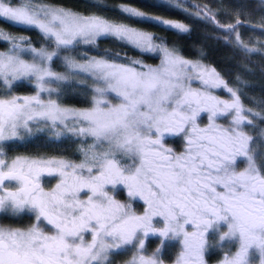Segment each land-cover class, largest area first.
Segmentation results:
<instances>
[{
	"label": "snow or ice",
	"instance_id": "snow-or-ice-1",
	"mask_svg": "<svg viewBox=\"0 0 264 264\" xmlns=\"http://www.w3.org/2000/svg\"><path fill=\"white\" fill-rule=\"evenodd\" d=\"M163 5L192 14L178 0L153 6ZM118 8L126 19L0 0V20L36 29L44 41L36 47L0 30L9 44L0 50V217L27 213L33 221L0 224V264H114L121 253L131 254L127 264H166L161 252L172 241L179 244L174 264H207L213 248L224 253L220 264H264V163H257L264 156L255 155L249 134L264 121V107L246 109L240 88L146 27L187 34L188 25L128 3ZM195 15L210 19V10L197 6ZM105 39L159 63L123 50L93 52ZM236 42L243 47L239 36ZM20 82L34 94H14ZM75 91L90 98L88 106L63 103ZM38 135L72 140L82 158L7 155L11 142ZM170 136L182 139V151L167 145ZM45 177L57 182L48 188ZM149 237L160 238L151 253Z\"/></svg>",
	"mask_w": 264,
	"mask_h": 264
},
{
	"label": "trees",
	"instance_id": "trees-1",
	"mask_svg": "<svg viewBox=\"0 0 264 264\" xmlns=\"http://www.w3.org/2000/svg\"><path fill=\"white\" fill-rule=\"evenodd\" d=\"M41 2V0H37ZM53 6L71 9L75 12L88 15L98 14L110 19L124 20L126 17L119 11L121 3H128L142 8L150 14L162 18L183 22L189 26L190 32L180 34L163 26H146L148 30L159 36L169 46L175 48L184 57L200 60L209 67H214L225 82L235 88H240L241 102L246 109L260 111L264 103V0H178L190 5L191 15L177 10L169 5L153 6L158 0H42ZM194 5H200L210 10L215 21L223 27L235 25L237 36L243 47L232 40L226 39L224 33L207 19H198ZM214 14V15H213ZM0 30L16 37H24L33 46L40 47L44 41L42 34L36 29H22L19 26L0 20ZM7 41L0 40V50H6ZM125 51L129 56L143 59L147 64L157 65L159 57L153 54H140L130 47H123L110 39L103 40L98 49L101 55L104 50ZM247 49H253L248 52ZM57 71H63L61 65L54 64ZM239 77V79H237ZM241 81H244L241 84ZM34 87L25 82L14 86L16 95H32ZM89 97L83 92L65 93L63 103L69 107L84 108L88 106ZM256 125L264 129V121L257 120ZM256 128L252 134L256 135L259 157L264 156V144H260ZM79 145L72 140L62 139L55 141L44 135H38L27 141L11 142L6 149L10 157H63L77 162L82 158L78 151ZM264 163V160H260ZM260 163V164H261ZM30 217H3L2 222L11 227L25 228L30 224ZM221 252L217 251L207 257L209 262L220 260ZM164 255L166 261H170ZM115 264V263H114Z\"/></svg>",
	"mask_w": 264,
	"mask_h": 264
},
{
	"label": "flooded vegetation",
	"instance_id": "flooded-vegetation-1",
	"mask_svg": "<svg viewBox=\"0 0 264 264\" xmlns=\"http://www.w3.org/2000/svg\"><path fill=\"white\" fill-rule=\"evenodd\" d=\"M217 94L220 95V97L222 99H229L230 98V96L228 94H226L225 92H222L221 90L217 91ZM221 122H224V121L222 120ZM207 123H208V121L206 119V116H202L201 117V126H205ZM249 134L253 137L252 147H254V149H255V155L257 157H259L258 156L259 155V149H258L259 145H258L257 140H256L257 137H256V135L252 134V131ZM165 139H166L167 145L172 147L175 151L180 152L183 150V141L180 137L170 136V137H166ZM257 163H258V165L261 163L260 159L257 160ZM244 166L245 165L241 164V170H243ZM44 182H45L46 187L51 188L57 182V178L56 177H45ZM117 195H118V198L121 199L122 201L127 199L126 194H125L123 189H119ZM133 203H134V207L137 209V211H142V208H143L142 202L134 201ZM30 225H31V222L28 226H30ZM159 239H160L159 237H149L148 238V240L146 241V247H147L149 253L153 252L156 249V247L159 246ZM213 243H215V242H213ZM217 250L218 249L213 248L206 255L207 264L213 263V262H209L207 260V257L209 255H212V253L217 252ZM234 250H235V248L233 247V251ZM178 251H179V244L177 242H175V241L167 242L166 246L164 247V249L161 252V256L164 258V255H165L166 259L168 257H170L169 258L170 261H168V262L165 259L166 264H174V260H175V257L177 255ZM129 256H131L130 253H121L119 255H116L114 257V263H115V261L117 264H120L119 263L120 261L122 263L129 261L131 258V257L129 258ZM221 258H222V256H221ZM119 259H121V260H119Z\"/></svg>",
	"mask_w": 264,
	"mask_h": 264
},
{
	"label": "rangeland",
	"instance_id": "rangeland-1",
	"mask_svg": "<svg viewBox=\"0 0 264 264\" xmlns=\"http://www.w3.org/2000/svg\"><path fill=\"white\" fill-rule=\"evenodd\" d=\"M197 6H199L200 8H205V7H203V6H200V5H194V7H195V10H196V7ZM167 19V18H166ZM171 20V19H170ZM207 20H209L210 22H212V24H214L217 28H219V30H221L223 33H224V36H225V38L226 39H230V40H232V42H234L235 44H237V33H236V30L234 29L232 32H231V34L229 35V33L227 32V29L229 28V27H223V26H221L220 24H218L216 21H215V19L213 18V16H212V14L210 13V19H207ZM175 21V20H174ZM219 25V26H218ZM239 43H240V45H241V42H240V40H239ZM153 66H156V65H153ZM34 87V86H33ZM222 92H225L226 94H228L229 96H230V94L226 91V90H223V89H220ZM217 91H219V90H217ZM256 128V132H259V134H258V138H259V142H260V144H264V137H261L260 136V132H261V130L263 129V128H259L258 126H256L255 127ZM29 215V216H28ZM23 216H27V217H30V219L32 218L31 217V215L30 214H27V213H24V214H22V215H20L19 217H23ZM5 217H8V218H12V217H10V216H5ZM2 218L3 217H0V224H3V225H5V226H10V225H7V224H4L3 222H2ZM31 223L33 222L32 221V219H31V221H30ZM26 227H28V226H26ZM25 227V228H26ZM217 251H220L219 249L217 250ZM221 256H223V252H221ZM131 256H129V258H130ZM122 259V258H121ZM121 259H119V260H121ZM131 259V258H130ZM222 259V258H221ZM221 259L220 260H218V261H215V262H213V263H211V264H220V261H221ZM120 264L122 263L121 261L119 262ZM115 264H117L116 263V261H115ZM122 264H127V261L126 262H123ZM255 264H259V260L257 259L256 261H255Z\"/></svg>",
	"mask_w": 264,
	"mask_h": 264
}]
</instances>
